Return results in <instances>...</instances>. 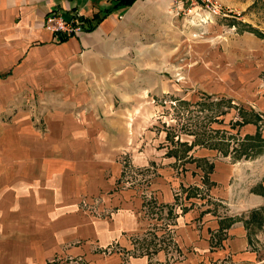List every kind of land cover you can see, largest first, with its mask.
<instances>
[{"label": "rangeland", "instance_id": "rangeland-1", "mask_svg": "<svg viewBox=\"0 0 264 264\" xmlns=\"http://www.w3.org/2000/svg\"><path fill=\"white\" fill-rule=\"evenodd\" d=\"M217 2L226 15L188 13L186 3L179 93L125 135L107 126L115 104L96 111L107 135L58 145L59 123L72 125L78 111L59 97L17 101V113L29 112L19 122L49 134L51 150L35 145V162L0 179V264H176L192 250L180 242L206 234L220 248L236 224L251 260L235 251L216 263H264V222L244 224L252 207L264 216V205L247 208L264 199V0ZM189 68L206 72L205 83L216 72L219 85L189 82Z\"/></svg>", "mask_w": 264, "mask_h": 264}, {"label": "crops", "instance_id": "crops-1", "mask_svg": "<svg viewBox=\"0 0 264 264\" xmlns=\"http://www.w3.org/2000/svg\"><path fill=\"white\" fill-rule=\"evenodd\" d=\"M186 3L135 0L113 6V0H0V117L7 113L10 119L0 121V179L20 175L25 171H21L24 163L35 162V145L42 146L44 153L45 148L51 150L49 134L36 132L25 117L19 122L18 117L29 112L17 113V101L59 97L78 111L72 125L59 123L60 132L54 136L58 145L107 135L96 111L111 110L115 104L120 111L111 115L107 126L119 124L123 135L130 121H152L156 103L171 100L182 85L174 80L173 71L174 58L190 42ZM106 9L108 13L92 30L63 40L42 27L50 11L66 18L79 15L86 27L93 23L95 14ZM206 74L189 68L187 80L198 86L219 85L216 72L209 77L211 84L204 82L208 80ZM254 205H264V199L258 198L247 208ZM209 226L217 228L218 224ZM227 231L235 236L222 241L220 248L211 246L206 234L180 242L192 250L176 264H217L235 251L237 257L251 260V250L240 253L247 244L242 227L236 224L235 231L233 226ZM38 259L29 264H40ZM128 264L148 263L146 257H136Z\"/></svg>", "mask_w": 264, "mask_h": 264}, {"label": "built area", "instance_id": "built-area-1", "mask_svg": "<svg viewBox=\"0 0 264 264\" xmlns=\"http://www.w3.org/2000/svg\"><path fill=\"white\" fill-rule=\"evenodd\" d=\"M182 0H173V3ZM189 4L188 13L198 14L199 11H205L209 15H226L222 13V9L217 0H186ZM85 21L79 15H73L66 18L64 15L50 11L43 20L42 27L50 30L53 36L57 39L69 35H77L79 32L86 30Z\"/></svg>", "mask_w": 264, "mask_h": 264}, {"label": "trees", "instance_id": "trees-1", "mask_svg": "<svg viewBox=\"0 0 264 264\" xmlns=\"http://www.w3.org/2000/svg\"><path fill=\"white\" fill-rule=\"evenodd\" d=\"M114 1V5L113 6H118V5H129L132 2H134L135 0H113ZM109 9L103 10L102 14H95L94 15V21L93 23H88L86 25V30H92L93 26L102 18L104 17L107 13H108ZM65 38L61 37L60 40H63ZM250 222H254V224H256L257 226H261L264 222V216H263V208L262 206H258V207H252L250 208L248 215L246 216V218H244V224L246 227H248ZM250 241V240H249ZM264 264V263H263Z\"/></svg>", "mask_w": 264, "mask_h": 264}]
</instances>
